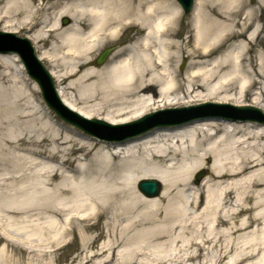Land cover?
Instances as JSON below:
<instances>
[{
	"label": "bare ground",
	"instance_id": "bare-ground-1",
	"mask_svg": "<svg viewBox=\"0 0 264 264\" xmlns=\"http://www.w3.org/2000/svg\"><path fill=\"white\" fill-rule=\"evenodd\" d=\"M256 4L194 0L179 27L174 0H0V23L28 33L63 105L144 126L121 127L124 137L51 122L31 105L23 71L9 72L19 60L0 49V264H58L74 243L64 264H264V122L211 113L148 129L142 120L149 109L247 95L264 108V0ZM153 179L156 195L138 189ZM100 219L110 221L102 241ZM194 226L199 235L184 234Z\"/></svg>",
	"mask_w": 264,
	"mask_h": 264
},
{
	"label": "rangeland",
	"instance_id": "rangeland-1",
	"mask_svg": "<svg viewBox=\"0 0 264 264\" xmlns=\"http://www.w3.org/2000/svg\"><path fill=\"white\" fill-rule=\"evenodd\" d=\"M177 4H178V2L176 1V0H174ZM256 1L257 0H253V5L256 7V8H258V5L256 4ZM179 5V4H178ZM181 11H182V9H181ZM182 13H183V16H182V18L177 22V25L179 26V27H184V26H188L189 25V21H190V12L189 13H184L183 11H182ZM53 13H51L50 15H48L49 16V18L50 19H52L53 18ZM65 19H67L68 20V22H67V24L70 22V20H71V18L70 17H68V16H63V17H61L60 19H59V24H60V26H63V25H66V23H65ZM14 29V28H13ZM17 30L18 31H16L14 34L16 35V36H18V37H26V38H28L26 35H28V33L27 32H25V30L24 29H21V27L20 28H17ZM0 31H5V32H11V31H13V30H9V28L7 27H4V24L3 23H0ZM13 33V32H12ZM1 38H6V39H9L10 37L9 36H3V37H1ZM29 39V38H28ZM124 40V39H123ZM29 41H30V43H32V41L29 39ZM1 44H4L3 43V40H1L0 39V45ZM32 46L34 47V51H35V53H36V55L38 56V54H39V51H37L36 50V47L33 45V43H32ZM108 47H110V48H112V51H113V49H114V47L116 48V45L115 44H112V43H110V44H107L106 45V47L105 48H108ZM105 48H103V49H105ZM103 51V50H102ZM99 53H101V51H99V52H97L95 55H94V57L96 58L98 55H99ZM16 56V58L19 60V61H16V60H14V63H13V66H10L9 67V72H11V73H13V74H16V73H18L19 71H23V73H22V75L24 76V78H25V80H26V82H27V85H26V87L29 89V92H30V94H31V105H33V106H36L37 108H39V109H41L42 110V108H43V110L42 111H46V112H48V114L46 113V114H44L45 116V118L46 117H48V118H50L51 119V122H53V121H55L56 120V122H59V119L60 120H62L60 117H58L45 103H44V101H43V99H42V97H41V94H40V90H39V88H38V86L36 85V83L34 82V80H32L27 74H26V71H25V69H24V65L21 63V61H20V59H19V57H18V54H16V53H8V57L9 58H12V59H14V57ZM108 58V57H107ZM107 60V59H106ZM105 60V61H106ZM104 61V62H105ZM41 62L44 64V66H45V68L46 69H48L49 71H50V67H49V63L48 62H46L45 61V59L44 60H41ZM187 62V60L184 58V59H181L179 62H178V64H177V66L179 67V68H185V63ZM20 66L22 67V69L20 68ZM51 78L55 81V79L51 76ZM55 83V82H54ZM8 88H9V83L8 82H6V83H3L2 84V89L3 90H8ZM256 91V88L254 89V90H250V92H255ZM263 99H264V96H263ZM242 102L241 103H239V104H237V103H234V102H231V101H228V100H221V99H219V100H217V101H215V102H209L208 100H206V101H204V102H208V103H210V104H208V106H203V107H201V108H190L189 110H180V109H183V107H198L200 104H203L204 102H199V103H194V104H188V105H181V106H178V107H168V108H160V109H149V110H147V113H151V112H157V111H160L161 110V112L160 113H158V114H155V116H153V120H157V119H159V120H162L163 122H176V120L177 121H179L181 118H183V116L184 115H187V116H191V115H198V114H208V113H227V114H237V112L234 110V109H232V108H230V107H228V106H225V105H218V104H221V103H226V104H230V105H247V104H249V105H253V103H252V96L251 95H247V96H244L243 98H242ZM252 107H254V108H256V109H258L260 112H261V114H263L264 115V108H259V107H256V106H252ZM180 108V109H179ZM178 109V110H177ZM255 116H259V114L257 113V112H252ZM70 116L73 118V119H75V120H77L78 122H80V123H82V124H85V125H87V126H92L91 124H90V122H85V121H83V120H81L78 116H75V115H71L70 114ZM62 121H64V120H62ZM99 127V126H98ZM102 127H104L106 130H111L112 128H108L107 126H102ZM114 131V130H113ZM118 131H121V130H118ZM87 133V132H86ZM208 161V159H206V162ZM204 172V174L202 175V178L206 175V170L204 169H202V170H200V171H198L197 173H199V172ZM196 173V174H197ZM201 178V179H202ZM200 179V180H201ZM199 180V181H200ZM194 182H195V177H194ZM196 183V182H195ZM192 214H194V215H199L200 214V212H199V210H195L194 211V209H188ZM245 216L247 215V214H244ZM97 223H98V226H97V229L94 231V234H99V236H100V239H99V241H102V239H103V237H105L106 235H107V233H108V228H109V226H110V221L109 220H107V219H104V220H102V219H100V220H97ZM257 226L259 227L260 226V223H257V222H255V223H252L251 224V226L248 228V229H246L245 231H243V232H247V231H251V230H255L256 228H257ZM196 226H194V228H192L191 230H186V231H184V234L185 235H187V236H189V235H192V236H197V235H199L200 234V232L199 231H201V229L200 228H195ZM166 246H167V248H169L171 245H169V244H166ZM77 248H78V246H77V243H74L73 245H71L70 247H68L66 250H64V248L63 249H60L57 253H56V259L58 260V264H64V263H67L68 262V260L77 252ZM200 252H199V254H200V256H199V260L200 261H210L211 260V252H210V249H208V250H199ZM194 264V262H189V264Z\"/></svg>",
	"mask_w": 264,
	"mask_h": 264
},
{
	"label": "water",
	"instance_id": "water-1",
	"mask_svg": "<svg viewBox=\"0 0 264 264\" xmlns=\"http://www.w3.org/2000/svg\"><path fill=\"white\" fill-rule=\"evenodd\" d=\"M184 10L187 12L190 10V7L192 5V0H178ZM68 20L65 19V22H67ZM0 34H3L2 32H0ZM11 36H13L11 34ZM15 44L12 46H9L8 48H5V50H9V51H15L17 52L22 61L24 62V64L26 65V67L28 68V72L29 74L37 80V82L40 84L41 89L43 90V95L45 100L47 101V103L49 104V106H51L54 110H56L57 113L61 114V111L59 110V107L63 108L65 111H69L66 107L62 106L60 101L58 100V97L56 95L55 92H53V82H52V78L50 76V74L48 73V71L43 68V66L41 65V63L39 62V60L36 58L33 48L31 46V44L29 43V41L27 39H20V38H15L14 40ZM111 48H107L105 49L96 59V62L98 64H101L104 59L106 58L107 54L110 52ZM248 110H253L259 113L260 112L258 109L253 108V107H248ZM239 110V109H238ZM70 112V111H69ZM62 117L64 119H66L67 121L70 122H75L72 121L70 119H68L67 117H65L62 114ZM236 117L242 118V119H246L248 117L246 116H241L238 115ZM250 117V116H249ZM262 117V116H261ZM252 118V117H250ZM261 122H264V116L261 119H258ZM93 122H99L97 120H93ZM142 123V122H141ZM156 125V123H153L151 125H147V128L152 127ZM111 126V125H109ZM144 127V126H143ZM143 127H137V129L135 130L136 133L140 132ZM87 131H89L87 128H85ZM132 133L127 132L125 133V135L123 134V136L125 137L126 135H131ZM203 173H200V175L198 174L196 176V181L198 182L199 179L201 178ZM160 183L157 180H148V181H142L138 184V189L143 192L145 195L148 196H154L158 193V191L160 190Z\"/></svg>",
	"mask_w": 264,
	"mask_h": 264
}]
</instances>
